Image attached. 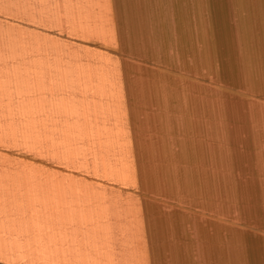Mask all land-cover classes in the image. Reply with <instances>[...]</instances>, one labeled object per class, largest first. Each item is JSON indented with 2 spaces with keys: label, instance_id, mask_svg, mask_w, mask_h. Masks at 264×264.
<instances>
[{
  "label": "crops",
  "instance_id": "1",
  "mask_svg": "<svg viewBox=\"0 0 264 264\" xmlns=\"http://www.w3.org/2000/svg\"><path fill=\"white\" fill-rule=\"evenodd\" d=\"M237 2L264 68V0ZM207 5L0 0L22 83L0 111L22 113L23 137L22 155H0V264H249L223 148L241 139L264 165V109L238 133L208 88L207 42L232 50L234 28L224 41Z\"/></svg>",
  "mask_w": 264,
  "mask_h": 264
},
{
  "label": "rangeland",
  "instance_id": "2",
  "mask_svg": "<svg viewBox=\"0 0 264 264\" xmlns=\"http://www.w3.org/2000/svg\"><path fill=\"white\" fill-rule=\"evenodd\" d=\"M206 1H208L206 23L209 28H213L215 24H221L225 35L224 41L227 39V29L231 26L234 28L232 50L227 47V44H224V47L207 42L208 88L221 93L223 107L227 109L226 118L231 124L238 126V133L242 130V126H245V120H248L252 131L254 125L260 122L256 119L261 118L255 114L264 109V88L262 86L264 68L254 62L252 51L256 46L257 36L254 35L253 30L249 31L248 45L251 53H248L247 31L244 28L246 24L243 19L238 20L236 8L232 4L234 1H239L240 4L241 0ZM209 1L220 2L218 3L220 11H217V15L220 16L218 23L211 20L213 15L210 12L213 4ZM242 14L241 17L244 18L245 12L243 11ZM206 37L208 40V36ZM5 42L6 34L0 32V46L5 45ZM6 53L5 48L0 47V102H5L6 97L14 96L21 106V78L9 76L10 71L5 60ZM233 58L236 61H231ZM22 138V113L0 111V141L5 142L7 148H14L11 152H0V155H22ZM236 143L238 147L232 145ZM228 144H230L229 147H225L227 144H224V160L228 161L229 157H233L235 168L238 171V191L235 196L238 201V236L240 242H244L245 251L246 248L248 250L249 264H264V165L259 158L262 148L259 150L246 149L241 139ZM224 168L230 170V165L224 164ZM226 183L229 185L230 179L224 177V186Z\"/></svg>",
  "mask_w": 264,
  "mask_h": 264
}]
</instances>
